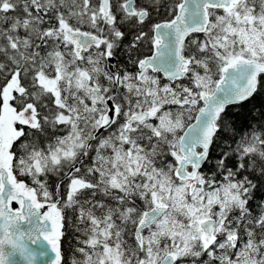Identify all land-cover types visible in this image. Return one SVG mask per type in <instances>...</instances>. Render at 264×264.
<instances>
[{"label": "snow or ice", "instance_id": "obj_1", "mask_svg": "<svg viewBox=\"0 0 264 264\" xmlns=\"http://www.w3.org/2000/svg\"><path fill=\"white\" fill-rule=\"evenodd\" d=\"M0 264H264V0H0Z\"/></svg>", "mask_w": 264, "mask_h": 264}, {"label": "trees", "instance_id": "obj_2", "mask_svg": "<svg viewBox=\"0 0 264 264\" xmlns=\"http://www.w3.org/2000/svg\"><path fill=\"white\" fill-rule=\"evenodd\" d=\"M237 112L240 113L241 118L243 117V114H244V113H243V110H242V109H237V110H234V113H233V119L236 118V115H235V114H236Z\"/></svg>", "mask_w": 264, "mask_h": 264}]
</instances>
